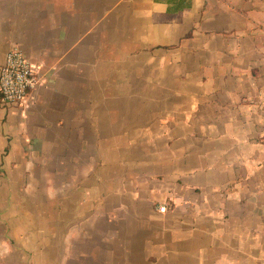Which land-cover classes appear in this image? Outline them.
<instances>
[{"label":"crops","instance_id":"0c3cea01","mask_svg":"<svg viewBox=\"0 0 264 264\" xmlns=\"http://www.w3.org/2000/svg\"><path fill=\"white\" fill-rule=\"evenodd\" d=\"M13 46L0 264H264V0H0Z\"/></svg>","mask_w":264,"mask_h":264},{"label":"built area","instance_id":"2783aa9c","mask_svg":"<svg viewBox=\"0 0 264 264\" xmlns=\"http://www.w3.org/2000/svg\"><path fill=\"white\" fill-rule=\"evenodd\" d=\"M39 81L38 73L23 50L13 46L0 66V95L3 102L8 105L24 102ZM166 209V205L160 207L162 212Z\"/></svg>","mask_w":264,"mask_h":264}]
</instances>
